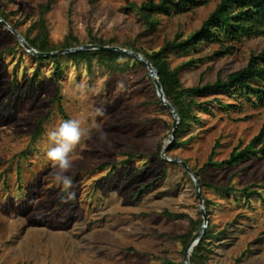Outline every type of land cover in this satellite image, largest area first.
<instances>
[{
  "label": "rangeland",
  "instance_id": "obj_1",
  "mask_svg": "<svg viewBox=\"0 0 264 264\" xmlns=\"http://www.w3.org/2000/svg\"><path fill=\"white\" fill-rule=\"evenodd\" d=\"M143 1L54 0L46 14L50 39L61 49L72 32L80 45L102 39L150 53L179 32L185 38L197 31L220 0L157 15L155 30L146 29L132 5ZM46 2L0 0V13L25 33ZM37 32L34 28L30 35ZM224 47L205 42L188 53L170 52L167 59L171 68L196 59L181 71L187 86L214 81L246 66L251 53L264 49V37L244 38L230 52L211 56ZM59 60L63 72L56 77L50 61L33 58L0 23V264H162L163 257L184 263L183 244L161 234L187 231L189 218L172 219L159 212L168 208L197 218L200 202L191 175L181 165L164 164L158 154L170 138L174 117L159 102L147 67L131 61L127 72L111 73L95 59L90 73L84 62ZM57 79L61 92L53 102ZM197 99L206 101L210 110L196 109L201 121H192L183 143L169 154L201 169L205 183L236 188L228 193L201 188L203 197L212 201L209 215L204 209L216 233L208 240V263L264 264V155L233 168H202L217 140L216 160L248 144L264 124V106L243 92L208 91ZM47 115L43 133L32 139L39 119ZM73 118L82 121L89 135L75 149L74 170L68 175L76 195L65 203L47 158L54 146L47 133ZM101 131L107 133V142L99 139ZM132 152L143 156L124 163ZM111 165L117 167L109 173ZM158 177L138 198L137 191ZM246 187L249 194L243 192Z\"/></svg>",
  "mask_w": 264,
  "mask_h": 264
},
{
  "label": "trees",
  "instance_id": "obj_2",
  "mask_svg": "<svg viewBox=\"0 0 264 264\" xmlns=\"http://www.w3.org/2000/svg\"><path fill=\"white\" fill-rule=\"evenodd\" d=\"M53 1L54 0H47V2L41 7L38 21L33 22L32 25H30L29 31L25 33L21 32L18 29V26L12 23L6 14L0 13V16L9 22L14 28H16L25 37L28 43L35 49L39 51L60 50L50 39V32L46 20V14L51 10ZM205 1L206 0H144L141 4L133 2L132 5L136 7L139 18L146 26V29L155 30L159 24V21L156 18L157 15H171L176 12L189 10L193 6L202 4ZM34 28H37L38 32L34 36H31L30 31ZM249 37H264V0H220L214 10L211 11L207 19L204 21L202 26L191 35L184 38L183 33L179 32L173 39H165L159 50L150 53L136 45L131 46L133 50L145 55L156 67L165 95L178 112L179 124L176 130L175 141L171 148L167 151L168 156L175 157L170 155L169 151L183 143L181 141V137L185 130L190 126L192 121H201L196 113V109L200 108L204 111L210 110V107L206 101H199L197 99L203 93L208 91H226L231 94L243 92L245 95L251 97L255 102H257L258 105L264 106V49L258 53H251L247 65L239 70L229 73L226 78L218 77L214 81H207L205 83L199 82L198 84L191 86L185 85L182 82L180 75L181 71L185 67L196 63V59H191L185 63L177 65L174 68H171L167 59L168 54L170 52L188 53L192 48H198L202 43L217 42L221 43L225 47L224 49L214 51L211 56L216 57L230 52L237 43L241 42L244 38ZM95 42H97L95 44L102 45L111 44L105 42L102 39H95ZM79 45V39L72 32H70L65 37L61 49L76 47ZM31 56L39 61H50L54 66V74L56 77L63 72V68L59 62L61 57H68L69 59H72L76 62H84L90 73L93 71L95 59L99 65L106 67L111 73L127 72L130 68L131 61L146 67L134 56L112 50H81L49 57H39L32 54ZM57 85V93L52 98L53 102L59 100V94L61 92V84L59 79H57ZM159 102L161 103V101ZM225 106L229 107L233 105L226 104ZM163 108L167 109L165 106H163ZM59 110L62 113L64 112L61 104H59ZM47 117L48 115L39 119L36 130L32 134V139L38 138V136L43 133V123ZM170 129L172 132L173 124L170 125ZM219 145L220 142L217 140L202 168H207L210 166L233 168L246 160L258 158L261 155H264V124L259 133L248 144L243 147L240 144L235 146L230 152L229 156L223 160L215 159ZM162 147L158 151L160 156ZM139 156H143V154L138 152L128 153V157L124 159L123 162L128 163L133 158ZM162 161L166 165H181L179 163L167 161L163 158ZM185 161L190 165L187 160ZM116 167V165H111L109 173H112L114 170H116ZM190 167L198 176L201 183V188H204L205 186H211L224 193L236 191L234 186H216L214 184L205 183L202 181L200 174L201 169L196 170L191 165ZM184 170V173L188 175V171L185 168ZM164 173L165 171L163 174ZM158 181L159 177L145 184L143 189L137 191L138 198H140L142 193H144L147 189L153 187ZM248 189V187L244 188L243 192H245V194H249L250 192ZM252 193L262 197V194L257 190L252 191ZM203 198L207 215H209L212 201L205 197ZM159 214L172 219H182L185 217L189 218L190 228L187 231L175 235H169L165 233L161 234L162 237L168 236L175 241H180L183 244L184 249L192 236L199 230L204 222L201 212L197 218L190 217L189 214L185 212H173L168 208L163 209L159 212ZM208 218L210 219V217ZM225 233L226 230H223L220 234L223 235ZM215 234L216 233L212 230L210 219L206 234L192 251L190 256L192 264H209L207 245L208 240L215 236ZM246 253L247 250L242 253V256ZM162 264L184 263H176L167 257H163Z\"/></svg>",
  "mask_w": 264,
  "mask_h": 264
},
{
  "label": "water",
  "instance_id": "obj_3",
  "mask_svg": "<svg viewBox=\"0 0 264 264\" xmlns=\"http://www.w3.org/2000/svg\"><path fill=\"white\" fill-rule=\"evenodd\" d=\"M0 23H2L5 27H7L19 40L21 45L26 49L27 52L31 53L32 55L39 56V57H49V56H56L59 54L63 53H69V52H76V51H81V50H112V51H119L122 53L130 54L134 56L136 59L140 60L148 69L149 74L154 82L157 94L159 96L160 101L171 111L174 117V122H173V129L170 135L169 140L163 145L162 150H161V156L163 159L170 161V162H175L181 164L191 175L194 184H195V189H196V196L200 202V210L204 219L203 224L199 228V230L192 236L190 241L185 247L184 250V264H192L190 260V256L192 254V251L194 247L201 241V239L204 237V235L207 232L208 228V217L206 215L205 209H204V198L202 195V190H201V183L194 172V170L190 167V165L182 158L180 157H170L167 155V151L171 148L175 141L176 137V130L179 124V115L178 112L176 111L175 107L173 104L167 99L163 86L160 82L158 72L156 67L152 64V62L142 53H139L133 49H126L118 45H102V44H94V43H87V44H82L76 47H71V48H66V49H60L56 51H39L35 49L33 46H31L28 41L25 39V37L16 29L14 28L9 22H7L3 17L0 16Z\"/></svg>",
  "mask_w": 264,
  "mask_h": 264
},
{
  "label": "clouds",
  "instance_id": "obj_4",
  "mask_svg": "<svg viewBox=\"0 0 264 264\" xmlns=\"http://www.w3.org/2000/svg\"><path fill=\"white\" fill-rule=\"evenodd\" d=\"M82 90L84 85L79 86ZM102 114V110H97ZM49 140L54 144L47 152V158L53 167V179L56 186L64 193L61 199L63 202L75 199V192L70 191L74 185L68 173L74 170L75 149L88 137V131L82 127L80 119H68L61 122L55 130L47 133ZM99 139L107 142V133L100 132Z\"/></svg>",
  "mask_w": 264,
  "mask_h": 264
}]
</instances>
